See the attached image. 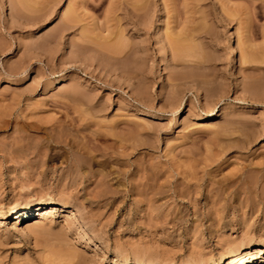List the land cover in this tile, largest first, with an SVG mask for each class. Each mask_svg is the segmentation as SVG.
Instances as JSON below:
<instances>
[{"label": "rangeland", "instance_id": "374dc122", "mask_svg": "<svg viewBox=\"0 0 264 264\" xmlns=\"http://www.w3.org/2000/svg\"><path fill=\"white\" fill-rule=\"evenodd\" d=\"M2 216L0 264L264 246V0H0Z\"/></svg>", "mask_w": 264, "mask_h": 264}, {"label": "bare ground", "instance_id": "6f19581e", "mask_svg": "<svg viewBox=\"0 0 264 264\" xmlns=\"http://www.w3.org/2000/svg\"><path fill=\"white\" fill-rule=\"evenodd\" d=\"M72 20V19H71ZM70 19L66 20V28H72ZM185 51H181L184 54ZM235 54V51L234 53ZM185 55V54H184ZM183 56V55H182ZM183 58V57H182ZM185 58V57H184ZM182 108L181 104H178L177 111H180ZM221 113L219 111L212 112L209 114V119H213L216 117H220ZM203 119V117H199ZM53 204V202H47L45 204H38L32 206L30 203H23L18 205L13 211L16 214L17 218V226L21 227L24 221H28L33 217L40 215L43 211L48 210ZM53 208V207H52ZM0 219H4L2 216ZM262 255H264V246L260 245H252L251 243H243L240 244L238 249L235 253L226 254L224 259L221 260L219 263L213 262V264H259L260 261L263 259ZM136 263V262H135ZM123 264H127V261H123ZM137 264V263H136Z\"/></svg>", "mask_w": 264, "mask_h": 264}]
</instances>
